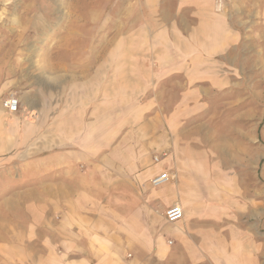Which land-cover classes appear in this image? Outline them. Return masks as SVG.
<instances>
[{
  "label": "crops",
  "instance_id": "obj_1",
  "mask_svg": "<svg viewBox=\"0 0 264 264\" xmlns=\"http://www.w3.org/2000/svg\"><path fill=\"white\" fill-rule=\"evenodd\" d=\"M232 3L239 10L240 1ZM248 4L254 10L260 5L264 18V0ZM179 5L196 20L187 36L199 45L187 49L174 43L169 58L158 59L154 67L143 65L144 75L139 63L123 65L139 69L119 71L110 88L105 61L94 71L89 62L79 61V70L62 71L57 82L19 92L32 120L11 119L0 103V169L11 165L13 148L22 149L16 155L19 164L36 166V216L20 228L17 242L0 247L14 250L4 254V261L256 264L264 257L228 255L250 253L252 225L236 218H251V207H237L236 183L214 182L222 177L208 165L224 162L196 143L206 106L232 84L225 69L234 63L229 52L236 47V28L213 10V0H179ZM18 82L0 80V101ZM143 85L146 102L140 103ZM216 147L220 150L219 143ZM254 150L245 147L237 163L254 164L257 173L264 145ZM162 171L175 177L151 186V178ZM239 172L229 173V179L239 182ZM239 187L250 202L252 192L259 198L264 194L262 185ZM174 203L183 217L170 223L163 212Z\"/></svg>",
  "mask_w": 264,
  "mask_h": 264
},
{
  "label": "rangeland",
  "instance_id": "obj_2",
  "mask_svg": "<svg viewBox=\"0 0 264 264\" xmlns=\"http://www.w3.org/2000/svg\"><path fill=\"white\" fill-rule=\"evenodd\" d=\"M217 1L213 0V10L226 15L230 27L237 31L236 47L229 52L234 63L225 69L233 81L206 106L208 113L202 131L196 133V143L211 151L213 159L220 157L224 162L215 164L214 160L208 165L210 172L222 177L214 182L230 183L231 187L236 183L240 191L236 193L237 207L243 209V203L251 207V218L240 214L236 218L252 225L250 253L228 255H264V194L259 198L252 192L250 202L248 194L242 197L239 187L244 182L254 188L262 185L264 193V162L257 173L254 164L237 163L245 147L254 152L256 146L264 145V18L258 11L260 5L254 10L248 4L251 0H239L236 12L232 2L237 0H221L220 7ZM195 22L187 10H181L179 0H0V80L18 79L7 94L18 97L25 88L57 82L62 71L79 70V61L89 62L92 71L99 61H105L110 88L117 73H122L119 71L139 69L123 65L139 63L144 75L147 68L143 65L154 67L158 59L169 58L174 43L187 45V49L199 45L187 36ZM167 87L171 98L173 87ZM142 89L145 93L140 103L146 102V86ZM24 110L20 102L16 113L5 112L11 119L17 115L32 120ZM21 150L11 149V165L0 169V247L15 242L20 228L36 216V166L18 163L16 155ZM232 159L236 162H229ZM237 171L239 182L231 181L229 173ZM233 237L229 242H234ZM12 251V247L7 252L0 248V264H15L3 259ZM256 264H264V257Z\"/></svg>",
  "mask_w": 264,
  "mask_h": 264
},
{
  "label": "built area",
  "instance_id": "obj_3",
  "mask_svg": "<svg viewBox=\"0 0 264 264\" xmlns=\"http://www.w3.org/2000/svg\"><path fill=\"white\" fill-rule=\"evenodd\" d=\"M216 3L218 4V7H220L221 0H218ZM1 105L4 110L13 114L19 110L20 100L14 94H9L2 99ZM158 160L159 157L154 156V161L157 162ZM174 177L175 175L169 173L168 171H162L158 175L151 178L150 184L153 187H158ZM163 216L167 222H175L183 217V210L178 203H174L164 210Z\"/></svg>",
  "mask_w": 264,
  "mask_h": 264
}]
</instances>
